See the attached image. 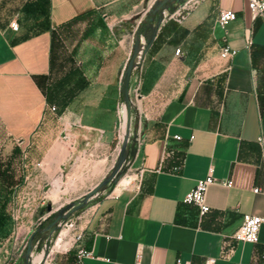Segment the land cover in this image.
<instances>
[{
	"label": "crops",
	"instance_id": "0c3cea01",
	"mask_svg": "<svg viewBox=\"0 0 264 264\" xmlns=\"http://www.w3.org/2000/svg\"><path fill=\"white\" fill-rule=\"evenodd\" d=\"M149 1L0 0L1 161L25 145L31 163L48 168L42 180L61 167L64 129L100 147L114 135L121 74L135 40L146 41L160 19L130 21ZM221 9L237 13L225 28ZM225 45L237 54L222 57ZM143 59L137 88L125 92L134 142L116 161L130 172L84 213L81 238L51 264H264V224L256 243L235 238L244 215L264 216V16L253 17L247 0H203L183 21L165 18ZM75 70L77 91L55 122L52 83ZM211 169L218 180L201 215L183 199ZM0 243L5 264L7 243L21 241ZM80 248L92 255L80 260Z\"/></svg>",
	"mask_w": 264,
	"mask_h": 264
},
{
	"label": "rangeland",
	"instance_id": "374dc122",
	"mask_svg": "<svg viewBox=\"0 0 264 264\" xmlns=\"http://www.w3.org/2000/svg\"><path fill=\"white\" fill-rule=\"evenodd\" d=\"M159 1L161 0H158L157 3ZM183 2L184 0H173L168 12H174ZM145 10L146 7L141 8L130 17V21L135 24L136 28L148 17H154L155 20L160 17V14L153 15L151 10L145 14ZM199 11H195L194 14H198ZM167 16L168 14L165 13L164 18ZM140 21L141 23H139ZM153 33L154 28H151L147 31L146 41L135 40L138 51L141 50V59L139 58L135 63L130 74L127 72L121 74L119 81L121 95L118 108H115L117 110L115 133L112 137L103 138L101 147L96 146L94 139L90 140L89 136L86 139V136L80 131L71 132L69 128L64 129L62 137L60 136L58 139L59 144L65 150L61 167L57 168L52 176L47 178L44 176L42 180L40 177L47 175L48 168L41 161L31 163L30 149L27 146L24 145L20 152L9 151L6 153V160L0 168V211L6 215L4 224L0 226V241L11 237L12 240L18 239L21 243H7L8 256L5 264H36V258L40 254H43V258L38 264H51L53 259H56L71 246L72 243L69 242L74 241L84 213L104 195L115 190L117 183L113 181V176L117 173L124 176L130 172L127 165L116 163L127 153L130 154L128 148L134 142V137L130 135L129 107L125 100V92L128 88L130 89L132 83H135L134 88H137L143 74L142 51L152 38ZM133 52L134 47L129 60ZM69 62L72 63L71 60H68L67 67L71 64ZM63 77L56 78L52 83L54 87L52 100L53 104L57 106L56 113L53 114L55 122L64 109L66 110L67 102L77 91L78 71H72L70 76ZM135 92L136 89H134L132 101H136ZM125 105L128 118L124 134L122 127L124 121L119 116L122 114V106ZM103 122L109 123L110 120ZM75 138L76 144L73 141ZM81 139H83V144L78 149L77 145ZM86 147L90 149L85 151V156L84 148ZM86 163L90 167L88 171L85 169ZM112 163L114 167L110 171L108 167ZM59 177L62 178L60 188L57 187L56 182ZM38 178L40 182L36 183ZM100 182H105V185L90 196L88 193ZM48 205H51L50 209H48ZM33 233L37 237L43 235L47 243H34V249L28 257L26 256L28 240ZM61 238V243H58Z\"/></svg>",
	"mask_w": 264,
	"mask_h": 264
},
{
	"label": "built area",
	"instance_id": "2783aa9c",
	"mask_svg": "<svg viewBox=\"0 0 264 264\" xmlns=\"http://www.w3.org/2000/svg\"><path fill=\"white\" fill-rule=\"evenodd\" d=\"M203 0H184L182 4L172 13L168 14L167 18L175 19L178 21H183L194 8H196ZM158 2V0H151L148 2L145 10V14L151 10V8ZM249 8L252 12L253 17L264 16V0H247ZM237 18V13L232 9H221L217 21L222 27H227V25ZM142 21V20H141ZM141 21L139 23H141ZM13 29L17 30L19 27L18 22L12 23ZM181 48L176 49V53L180 54ZM238 50L231 47L230 45H225L221 49V56L224 58H231L237 54ZM52 111L57 110V106L54 104L48 105ZM127 106H122V111ZM123 118V115L120 114L119 118ZM64 136V135H63ZM176 138L180 136L176 135ZM259 142L264 146V133L259 137ZM179 166H176L175 169H178ZM217 178L213 175L212 169L210 173L203 179H199L195 187L186 194L183 201L186 204L195 205L199 208V213L201 215L206 214L210 210V205L207 203V191L213 183L217 182ZM227 185H231V181L225 182ZM255 192L260 191V187H256ZM264 224V216L255 215V214H246L243 217V220L235 232V238L243 242H252L256 243L260 239V230ZM81 238L80 234H77L74 240H79ZM92 255V251L80 248L78 252V257L81 260L84 256ZM264 259V255H263ZM178 264H182V260L179 258L177 260ZM216 257H209L205 264H215ZM184 264H193L191 261H186Z\"/></svg>",
	"mask_w": 264,
	"mask_h": 264
},
{
	"label": "water",
	"instance_id": "95a60500",
	"mask_svg": "<svg viewBox=\"0 0 264 264\" xmlns=\"http://www.w3.org/2000/svg\"><path fill=\"white\" fill-rule=\"evenodd\" d=\"M171 1L172 0H161V1H159V3H157V5H155V7L153 6L151 8V12L153 15L160 14V19L157 23V30L159 29L160 25L162 24V22L165 19L164 18V9ZM150 19L153 20L154 17H151ZM157 30L153 33L152 38L147 42L144 50L142 51V57H144L145 54L148 52V50L151 48V46H152V44L156 38ZM137 56H138V47H137V45H135L134 52L132 54V57L129 60L128 67H127L128 73H130L132 71V69L134 68L135 63L137 62L136 61ZM119 177H120V173H117L116 175L113 176V181L116 182ZM104 185H105V182H100L88 194L91 196V195L97 193ZM50 208H51V205H48V209H50ZM35 238H36V234L33 233L28 240L27 251H26V256H28V257L31 255V253L34 249Z\"/></svg>",
	"mask_w": 264,
	"mask_h": 264
},
{
	"label": "bare ground",
	"instance_id": "6f19581e",
	"mask_svg": "<svg viewBox=\"0 0 264 264\" xmlns=\"http://www.w3.org/2000/svg\"><path fill=\"white\" fill-rule=\"evenodd\" d=\"M140 55H141V50L139 49L138 56H137V60H136L137 62H138V60L140 58ZM122 115H123V118H124V120H123L124 122H123V126L122 127H123V131H124V134H125L126 133L127 118H128V112H127V108L126 107L123 109ZM56 182H57V187L60 188L61 187V184H62V178L59 177L56 180ZM58 241H59L58 243H61L62 239H59ZM42 258H43V254H40L39 256H37V258H36V264L40 263V261L42 260Z\"/></svg>",
	"mask_w": 264,
	"mask_h": 264
},
{
	"label": "trees",
	"instance_id": "16d2710c",
	"mask_svg": "<svg viewBox=\"0 0 264 264\" xmlns=\"http://www.w3.org/2000/svg\"><path fill=\"white\" fill-rule=\"evenodd\" d=\"M15 153L20 152L19 149L14 150ZM4 165V162L0 159V168ZM6 219V215L3 211H0V226L4 224V221Z\"/></svg>",
	"mask_w": 264,
	"mask_h": 264
}]
</instances>
